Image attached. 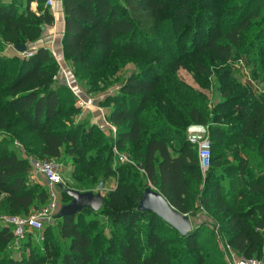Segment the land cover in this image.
<instances>
[{
	"label": "trees",
	"instance_id": "16d2710c",
	"mask_svg": "<svg viewBox=\"0 0 264 264\" xmlns=\"http://www.w3.org/2000/svg\"><path fill=\"white\" fill-rule=\"evenodd\" d=\"M37 1L32 10L36 0H0V212L29 217L51 204L46 185L32 179L31 159L73 161L79 192H95L100 178H115L117 186L103 193L98 212L55 215L43 252L15 261L6 251L0 264H229L215 228L237 258L263 261L264 90L227 69L241 55L264 63V0H61L62 54L77 82L92 95L119 87L100 104L114 136L77 121L79 97L57 84L59 64L41 45L55 17L47 0ZM22 45L31 57L5 55ZM181 69L215 88L213 109ZM191 126L207 128L206 173L188 140ZM115 148L132 165L114 168ZM150 186L190 221L213 227L192 225L183 237L139 212ZM87 214L106 219L114 238L90 233L98 224ZM13 237L0 226V247Z\"/></svg>",
	"mask_w": 264,
	"mask_h": 264
},
{
	"label": "rangeland",
	"instance_id": "374dc122",
	"mask_svg": "<svg viewBox=\"0 0 264 264\" xmlns=\"http://www.w3.org/2000/svg\"><path fill=\"white\" fill-rule=\"evenodd\" d=\"M36 5H39V2L36 0ZM52 12H57V6L56 3L54 2L53 7H49ZM57 16H55V22L54 25L48 29H46L45 34H44V39L46 36L51 34V38L55 39L56 37H60L61 34V29H59V21H58ZM49 31H52L54 33H48ZM43 43V40L41 42V45ZM58 42H56L57 44ZM42 46H45L44 44ZM49 47V48H48ZM48 49L51 51L53 54V57L55 61L59 64V72L56 77V82L59 86L65 85V87L71 88L76 95L79 97V101H82L83 104H85L83 107L79 106V108L82 109L83 114L82 117L77 119L78 122L80 120L86 121L89 124H96L98 127H101L102 129H106V134L114 136L112 131L109 130V125L106 124V115L108 113L107 108H103L100 104L105 100L106 97L113 95L119 91L118 85L111 87L109 90H107L104 93H96L94 95L89 94L87 87L84 84H79L75 78V72L71 67L65 63L62 54L60 53L61 50L53 48L52 45H48ZM17 53L13 49H8L5 52V55L11 57L13 55H16ZM251 57L246 56V55H241L239 59H235L231 61L228 65V72H232L233 75L241 80L243 84H245L248 81H253L255 85L259 88L264 90V78L262 79V76L264 75V63L261 64L259 61H256L255 59H250ZM245 60V61H242ZM247 63V64H246ZM225 69V68H224ZM134 71V66L129 65L127 66L124 71L122 72L124 76L128 77L132 74ZM179 76L183 78L190 86L198 87L203 90V92H206L207 96L209 97L210 100V107L213 109L214 104L219 100L218 96L219 93L216 92L215 88L211 87L210 89L208 87H203L201 86L202 84L197 82L196 79H194L193 75L189 73L187 70H179L178 71ZM69 88H67L69 90ZM216 92V93H215ZM260 92V91H259ZM205 128V127H204ZM207 130V128H206ZM102 144V143H100ZM127 158L126 163L120 162L115 154L113 155L112 158V165L114 168H119V167H124L126 165H132V161L129 159V156L125 153L121 154ZM62 160V159H61ZM62 163L59 164L61 166V175L63 179V184L67 186L70 189L75 190L77 187H79L78 180L74 174L76 171L73 165V161H59ZM58 162V163H59ZM57 163V164H58ZM98 186L95 189L94 193L101 192L102 194L105 193L104 189H110V186L115 183H117L116 179L114 178H100L98 180ZM152 190H155L152 186H150ZM156 191V190H155ZM108 193V192H107ZM110 193V192H109ZM63 204V203H62ZM51 204L45 207H41L40 209L34 210L35 212H40V211H47L49 213V219H47L44 223V229L39 232V233H34L29 237V241H31V248L32 249H27L26 248V242H20L16 243L15 238L13 239L7 247H0V254H4L6 251L10 252L12 258L15 261H20L23 259V257H27L30 252L35 251V252H43V243H44V233L45 229L47 227H52L55 226V223H53V217L51 216V210H50ZM201 213H198V216H201ZM0 215H8V213H3L0 212ZM85 220L88 222H93L95 221L98 225L94 228L93 231H90L93 235L96 234V232H99L100 230H103L106 235V239L108 238L113 239L114 235L111 233V227L109 228V222L104 219L102 216H93L91 214H87L85 216ZM192 225L194 227H197L200 224H205L207 225L203 219H199L197 217L196 219L191 220ZM212 226L211 224H208L207 226ZM213 227V226H212ZM97 230V231H96ZM56 242V241H55Z\"/></svg>",
	"mask_w": 264,
	"mask_h": 264
},
{
	"label": "built area",
	"instance_id": "2783aa9c",
	"mask_svg": "<svg viewBox=\"0 0 264 264\" xmlns=\"http://www.w3.org/2000/svg\"><path fill=\"white\" fill-rule=\"evenodd\" d=\"M53 4L54 0L46 1L48 7H53ZM32 55L33 52H28L24 55L19 54L22 58H29ZM78 105L83 107L85 104H83L82 101H79ZM113 130L116 131L115 129ZM188 140L191 144L197 147L201 171L206 173L210 168L212 158L211 144L206 128L202 126H191L188 129ZM114 154L120 162L126 163L127 158L121 155L116 148L114 149ZM30 164L32 167V179L40 181L43 185H46L49 190L50 198L52 200L50 206L51 216L57 215L63 205L61 201V190L59 188V186L64 185L61 175V166L53 161H41L36 159H31ZM47 219H49V213L47 211H33L29 217L0 215V226L11 229L14 234L15 242L20 243L24 241L29 234L41 232L44 228L43 223ZM217 230L218 228H215L214 233L222 250L226 252L229 264H262L261 261L256 259L247 260L237 258L231 252L229 246L222 244Z\"/></svg>",
	"mask_w": 264,
	"mask_h": 264
},
{
	"label": "water",
	"instance_id": "95a60500",
	"mask_svg": "<svg viewBox=\"0 0 264 264\" xmlns=\"http://www.w3.org/2000/svg\"><path fill=\"white\" fill-rule=\"evenodd\" d=\"M13 49L20 55L28 53V47L25 45L14 46ZM59 188L71 201L61 206L57 218L74 216L85 208L98 212L104 205L105 197L101 192H79L64 185ZM137 209L141 213H153L183 237L189 236L193 231L190 218L177 212L160 193L152 188L145 190Z\"/></svg>",
	"mask_w": 264,
	"mask_h": 264
},
{
	"label": "crops",
	"instance_id": "0c3cea01",
	"mask_svg": "<svg viewBox=\"0 0 264 264\" xmlns=\"http://www.w3.org/2000/svg\"><path fill=\"white\" fill-rule=\"evenodd\" d=\"M6 1H11V0H6ZM54 2L56 3V6H57V12L56 13L53 12V14H54V17L55 16L59 17L58 21H59V27H60L59 29H61V34H60V37H58V38L56 37L55 39L51 38V34L46 36L45 39L43 36L42 45L44 44L45 47H48V45H52L53 48L55 47V49L61 50L60 53L62 54V35H63V31H64L63 10H62L61 0H54ZM36 7H37L36 3H33L31 5L32 10H35ZM48 33H54V32L49 31ZM56 42H58V43L56 44ZM62 57H63V54H62ZM116 186H117V183L114 182V184L110 186V189H106V190L104 189L105 193L112 192L116 188ZM261 263L264 264V259H263V261H261Z\"/></svg>",
	"mask_w": 264,
	"mask_h": 264
}]
</instances>
